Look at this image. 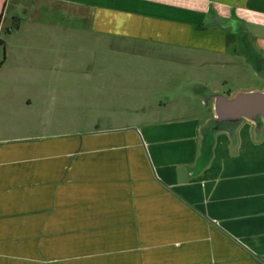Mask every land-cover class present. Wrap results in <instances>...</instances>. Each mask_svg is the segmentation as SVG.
Instances as JSON below:
<instances>
[{"label": "crops", "instance_id": "crops-1", "mask_svg": "<svg viewBox=\"0 0 264 264\" xmlns=\"http://www.w3.org/2000/svg\"><path fill=\"white\" fill-rule=\"evenodd\" d=\"M260 54L264 0H0V264H264V128L199 95Z\"/></svg>", "mask_w": 264, "mask_h": 264}, {"label": "water", "instance_id": "water-1", "mask_svg": "<svg viewBox=\"0 0 264 264\" xmlns=\"http://www.w3.org/2000/svg\"><path fill=\"white\" fill-rule=\"evenodd\" d=\"M251 66L264 81V54L256 57ZM199 95L212 109V116L201 127L206 139L214 141L217 133L225 132L234 144L238 129L246 120L254 123L257 136L261 134L264 128V87L239 89L231 96L208 88L200 91Z\"/></svg>", "mask_w": 264, "mask_h": 264}, {"label": "rangeland", "instance_id": "rangeland-1", "mask_svg": "<svg viewBox=\"0 0 264 264\" xmlns=\"http://www.w3.org/2000/svg\"><path fill=\"white\" fill-rule=\"evenodd\" d=\"M251 36V35H250ZM250 36H248V38H250ZM245 71V70H244ZM246 73V72H245ZM244 72H242V77H235L232 78L230 80L226 79L227 76H221V77H215L216 81H212V85H211V89L212 90H216V91H220L221 93H224L226 95H233L234 92L236 90L239 89H251V88H263L264 87V81L263 80H259L261 78H257V81L252 80L250 77L246 76ZM166 87L163 86L161 87V94L164 95L166 93ZM156 94H158V92H154ZM160 94V93H159ZM112 95H117V92L114 93L113 91L109 92V93H105V91H101L98 96L100 97L99 100H105L108 98H111ZM118 105L116 107V109L113 107V105L111 107L110 104L107 105L108 101L106 100V105L102 104L100 105V108L103 110H111V113L114 112V110L119 113V114H129V113H136L139 112V109L137 108H133L131 106L130 102H122L120 100L117 101ZM117 102H115V104H117ZM131 102H134L133 100H131Z\"/></svg>", "mask_w": 264, "mask_h": 264}]
</instances>
